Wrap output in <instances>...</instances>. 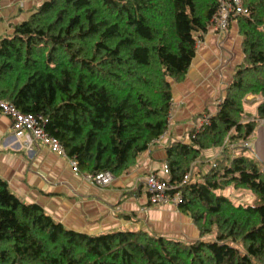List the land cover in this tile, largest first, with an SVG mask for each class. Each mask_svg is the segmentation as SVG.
Returning a JSON list of instances; mask_svg holds the SVG:
<instances>
[{"label": "trees", "instance_id": "1", "mask_svg": "<svg viewBox=\"0 0 264 264\" xmlns=\"http://www.w3.org/2000/svg\"><path fill=\"white\" fill-rule=\"evenodd\" d=\"M242 2L244 13L230 21L238 23L244 59L217 112L195 116L201 121L189 142L165 148L171 194L181 196L178 209L199 239L72 231L0 179V264H264V164L241 146L264 121V0ZM220 6L221 0H46L0 37V100L41 117L79 175L122 176L168 130L173 85L185 82ZM249 96L260 98L252 120L245 119ZM209 149L220 156L196 173ZM229 187L238 192L234 199L219 193ZM248 194L255 204L235 201Z\"/></svg>", "mask_w": 264, "mask_h": 264}, {"label": "crops", "instance_id": "2", "mask_svg": "<svg viewBox=\"0 0 264 264\" xmlns=\"http://www.w3.org/2000/svg\"><path fill=\"white\" fill-rule=\"evenodd\" d=\"M36 6L34 0H3L0 37L11 35L14 25L25 21ZM243 59L237 21L230 23L226 37L210 26L198 43L185 82L173 85L172 109L164 137L138 158L134 168L115 177L107 187L91 184L73 172L66 158L39 143L27 151L23 137L12 129V120L0 112V179L24 203L41 206L47 215L72 231L100 235L143 230L181 241L198 240V228L177 206L150 204L144 180L150 174L169 179L167 143L189 142V131L201 121L194 117L217 112V102ZM219 154L218 149L203 152L201 165L208 169L203 168L202 173L210 170Z\"/></svg>", "mask_w": 264, "mask_h": 264}, {"label": "built area", "instance_id": "3", "mask_svg": "<svg viewBox=\"0 0 264 264\" xmlns=\"http://www.w3.org/2000/svg\"><path fill=\"white\" fill-rule=\"evenodd\" d=\"M243 13L242 0H221L220 10L211 26L220 35L224 36L228 32L232 15ZM0 112L12 120V129L15 134L23 137V145L27 151H31L33 146L39 143L41 146L47 147L51 152L66 158L73 172L78 174L77 162L66 156L65 150L58 139L45 132L41 123V117L21 113L13 104L3 100H0ZM163 137L164 135L160 139ZM246 145L244 144L243 147L247 148ZM83 177L91 184L99 187L109 186L115 178L108 172ZM189 178L190 174H187L184 177L183 183L188 181ZM144 184L149 194V202L151 205H175L178 207V204L181 202V196L179 194H171L174 188L168 180L159 178L156 174L148 175L144 180Z\"/></svg>", "mask_w": 264, "mask_h": 264}, {"label": "rangeland", "instance_id": "4", "mask_svg": "<svg viewBox=\"0 0 264 264\" xmlns=\"http://www.w3.org/2000/svg\"><path fill=\"white\" fill-rule=\"evenodd\" d=\"M44 1H46V0H34V2H36V4L38 6L41 3H43ZM38 6H36V8ZM36 8L32 9V13L31 14L34 13ZM216 32H218V31H216ZM228 34H229V29H228L227 34H225L224 36L226 37V36H228ZM219 101L217 102V104L219 103ZM259 102H260V98L259 97L249 96L247 98L246 105H245V107H246L245 119L252 120L255 117L256 110H257ZM245 144H247L246 146H247V149H248L246 151V154L249 155V156L258 157L259 160L264 164V121H260L258 123V128L256 130V133L252 137L251 141L249 143H245ZM243 145H241V146H243ZM197 165L198 166L195 168V172L196 173L197 172H201L202 173V169L203 168L205 170L208 169L206 167V165H204V164L201 165V163H200V164H197ZM196 178H195V180L198 179V178L197 179ZM219 193H221L223 195H226V196H230V197H232V199H234L237 196V194H238V192L233 187H229V188H226L224 190H221ZM235 201H237V203H239V204H245V205H250V204H255L256 203V202H254V197L252 195H249V194L248 195H244V196L240 197L239 199H236ZM177 240H179V239H177ZM186 242H190V240H186Z\"/></svg>", "mask_w": 264, "mask_h": 264}]
</instances>
